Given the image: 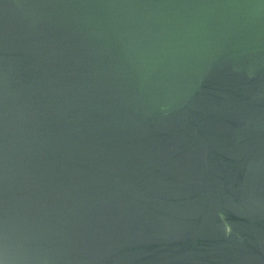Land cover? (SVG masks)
Instances as JSON below:
<instances>
[{"label":"water","instance_id":"water-1","mask_svg":"<svg viewBox=\"0 0 264 264\" xmlns=\"http://www.w3.org/2000/svg\"><path fill=\"white\" fill-rule=\"evenodd\" d=\"M0 264H264V0H0Z\"/></svg>","mask_w":264,"mask_h":264}]
</instances>
